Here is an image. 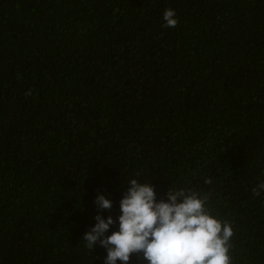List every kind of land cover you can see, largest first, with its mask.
I'll return each instance as SVG.
<instances>
[{
    "label": "trees",
    "instance_id": "trees-1",
    "mask_svg": "<svg viewBox=\"0 0 264 264\" xmlns=\"http://www.w3.org/2000/svg\"><path fill=\"white\" fill-rule=\"evenodd\" d=\"M145 177L264 264V0H0V264H104L84 233Z\"/></svg>",
    "mask_w": 264,
    "mask_h": 264
},
{
    "label": "clouds",
    "instance_id": "clouds-1",
    "mask_svg": "<svg viewBox=\"0 0 264 264\" xmlns=\"http://www.w3.org/2000/svg\"><path fill=\"white\" fill-rule=\"evenodd\" d=\"M164 27L178 23L174 9H165ZM142 175L138 174V178ZM132 178L119 202L120 215L113 220L97 214L96 223L84 233L85 247L99 244L106 250L104 264H232V222L218 218L210 207V197L193 188L171 187L167 199L157 200L155 186L147 177L144 183ZM210 184L211 179H205ZM253 197L264 194V180L252 188ZM98 210H110L112 201L97 195ZM118 221V230L105 235ZM97 259V258H96Z\"/></svg>",
    "mask_w": 264,
    "mask_h": 264
}]
</instances>
